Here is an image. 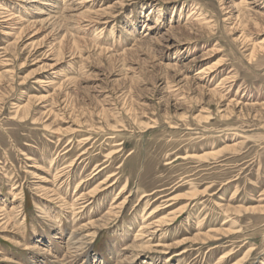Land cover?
Here are the masks:
<instances>
[{
    "label": "rangeland",
    "instance_id": "obj_1",
    "mask_svg": "<svg viewBox=\"0 0 264 264\" xmlns=\"http://www.w3.org/2000/svg\"><path fill=\"white\" fill-rule=\"evenodd\" d=\"M29 1L0 0V264H264V0Z\"/></svg>",
    "mask_w": 264,
    "mask_h": 264
},
{
    "label": "bare ground",
    "instance_id": "obj_2",
    "mask_svg": "<svg viewBox=\"0 0 264 264\" xmlns=\"http://www.w3.org/2000/svg\"><path fill=\"white\" fill-rule=\"evenodd\" d=\"M37 0H32V1H29L28 3H30V4H32V3H35ZM55 1H57V0H49V3H44V4H42V3H40V5L43 7V8H39V9H37L38 10V12H37V14L40 16H38L35 20H33V21H36V23L38 22L39 24H48L51 20H53L54 18H56V16H53V15H51L50 13H49V11H48V8H54V6H52V4L54 5V3H55ZM244 2V0L242 1V3ZM39 3V2H38ZM252 4H253V2H252ZM7 9H5V7H0V19H1V21H0V23L1 24H5L6 25V29H9L10 31H13V30H15L14 28L13 29H11L14 25H13V21H12V19H8L7 18V16L8 17H10L11 16V13H9V11L7 12L6 11ZM75 11V10H74ZM7 15V16H6ZM78 15H80V14H78ZM72 16H75V14L74 15H72ZM15 17V16H14ZM78 17V16H77ZM76 17V18H77ZM83 17V16H82ZM70 18H72V17H70ZM64 20V19H63ZM33 21H27L29 24H34L33 23ZM201 21H202V25H204V26H208V25H210L211 24V21L209 22V19H207V18H203V19H201ZM13 22V23H12ZM64 22V21H63ZM8 27V28H7ZM255 54V52H253L252 53V55L251 56H253ZM255 56V55H254ZM252 58V57H251ZM99 173V172H98ZM96 175V174H95ZM112 175H110V176H108L105 180H104V182L102 183V184H107V183H109L110 182V180H112ZM107 181H109V182H107ZM112 185V184H111ZM96 191H97V189H96ZM99 191V190H98ZM97 191V192H98ZM82 194V193H81ZM94 197V195H93V192L92 193H90L89 194V192L88 193H85V194H83L82 195V197L81 198H79V199H77V200H75L74 199V201L73 202H71V203H66V202H64V200H60V198H56V199H53V201H54V203H59L61 206H63V207H65V208H68L69 209V207H70V209L72 210V212L73 213H77L78 212V207H80V205H83V204H85L84 202H82L81 203V201H83V200H85V199H89L88 201H90V200H92V198ZM78 198V197H77ZM56 200V201H55ZM121 205V204H120ZM3 207H0V213H2V212H4L3 211ZM118 209H122V207L121 206H117V205H115V204H112V206L110 207V211L108 210L105 214H106V216L101 220L102 221V223H106L108 220H109V217L111 216H114V217H116L117 216V214L118 213H120V210L119 211H117ZM152 212H150L149 214H148V216H147V218L146 219H149V218H151L152 216V214H151ZM5 215V214H4ZM1 216V215H0ZM2 217V216H1ZM4 217V216H3ZM3 220V219H2ZM1 221V220H0ZM96 222V221H95ZM147 223V224H146ZM144 225H146V226H143L142 228H140V232H142L143 234H142V236L141 237H145L146 236V238H147V236L149 237V236H153V235H155L156 234V232L158 231H155V229H159V228H161L164 224H165V220H163V221H160L159 222V220L158 221H155V222H153V223H148V220H147V222H146ZM93 224V223H92ZM95 224V223H94ZM91 225V224H90ZM86 227V226H85ZM153 239V238H152ZM150 241V240H149ZM150 243V242H149ZM148 245V244H147ZM149 247V248H148ZM148 247H140V246H132V249H134V250H137V251H139V253H141V252H144V251H148V252H153V253H156L155 251H153L154 250V247L152 248V247H150V246H148ZM159 247H163L162 246V244H158L157 246H155V248H159ZM28 249V248H27ZM34 249H35V251L37 250V253H40V252H42V251H44V253H46V252H48V250L46 251V250H42V249H40L39 247H34ZM79 249H81V248H76L75 246H72L71 247V250L72 251H70V252H68L67 251V254H70V256H72L73 255V253H74V255L76 256V254H75V252L77 253L78 251H80ZM165 250H166V248H165ZM36 253V254H37ZM66 253V252H65ZM79 253V252H78ZM66 254V255H67ZM179 255V254H178ZM74 256V257H75ZM64 258V257H63ZM222 258V257H221ZM55 259H57V258H55ZM68 259V258H67ZM71 259V258H70ZM218 263H220V262H218Z\"/></svg>",
    "mask_w": 264,
    "mask_h": 264
}]
</instances>
